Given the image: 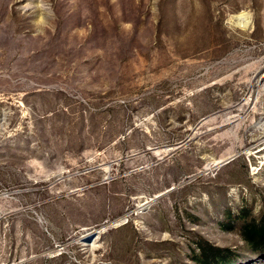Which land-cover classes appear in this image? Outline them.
Returning <instances> with one entry per match:
<instances>
[{
  "label": "rangeland",
  "instance_id": "obj_1",
  "mask_svg": "<svg viewBox=\"0 0 264 264\" xmlns=\"http://www.w3.org/2000/svg\"><path fill=\"white\" fill-rule=\"evenodd\" d=\"M250 224L264 0H0V264H264Z\"/></svg>",
  "mask_w": 264,
  "mask_h": 264
},
{
  "label": "trees",
  "instance_id": "obj_2",
  "mask_svg": "<svg viewBox=\"0 0 264 264\" xmlns=\"http://www.w3.org/2000/svg\"><path fill=\"white\" fill-rule=\"evenodd\" d=\"M243 236L253 247L264 246V227L254 224L246 225L243 228Z\"/></svg>",
  "mask_w": 264,
  "mask_h": 264
},
{
  "label": "bare ground",
  "instance_id": "obj_3",
  "mask_svg": "<svg viewBox=\"0 0 264 264\" xmlns=\"http://www.w3.org/2000/svg\"><path fill=\"white\" fill-rule=\"evenodd\" d=\"M240 19V21H243L244 19L241 17V18H239ZM238 19V20H239ZM244 22V21H243ZM147 205V204H146ZM143 206V205H142ZM146 207V206H145ZM93 234H98V232H91L90 234H88V235H93ZM86 239V238H85Z\"/></svg>",
  "mask_w": 264,
  "mask_h": 264
}]
</instances>
